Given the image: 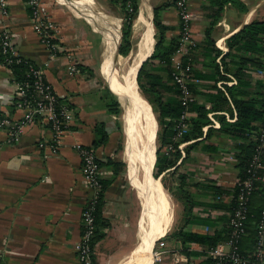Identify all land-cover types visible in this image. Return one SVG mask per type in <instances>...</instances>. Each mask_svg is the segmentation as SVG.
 <instances>
[{"label": "crops", "instance_id": "1", "mask_svg": "<svg viewBox=\"0 0 264 264\" xmlns=\"http://www.w3.org/2000/svg\"><path fill=\"white\" fill-rule=\"evenodd\" d=\"M81 1L86 6L77 9L80 6L75 5L74 0H44V6L59 26L58 41L63 49L57 56L52 55L34 29L28 0H6V5L0 8V32L3 29L11 32L18 53L44 69L46 79L74 114L56 152L52 151L50 145L53 131L49 122L43 118L25 124L16 141H9L8 128L0 127V264H80L76 244L82 233V211L87 200L88 186L78 144L91 146L96 151L101 162L102 179L111 180L104 191L102 214L106 225L101 227L104 236L95 244L94 255L104 251L103 239L109 229L117 237L124 230H135L137 204L141 199L133 177L137 182L138 179L129 166V160L124 165L126 170L122 168L125 162L120 149L123 132L120 115L122 101L115 91L114 78L106 67L107 46L113 44L116 50L119 35L118 53L110 52L117 57L122 54L119 46L123 24L119 17L98 7L100 0ZM109 1L114 9L121 2ZM175 1L140 0L137 13L140 15L141 12L142 30L134 41L132 27L130 36L132 48L129 53L134 48L138 49L140 43L141 66L146 61L145 70L159 75L158 79L163 83L159 88L166 101L180 100V93L166 62L159 57H151L157 42L154 18L155 8L158 7L160 20L168 26L165 32L167 39L179 40L180 18ZM240 2L242 5L233 1L224 2L219 8L213 0H190L193 30L198 44L193 52L194 77L191 88L195 100L192 103L205 105L211 122L202 126V135L183 138L191 128V120L198 115L191 104L189 127L181 136L176 137V121L172 140L163 144L164 153L180 154L177 162L162 173H173L178 177L176 206L177 214L182 215V222L175 225L174 230L168 228L165 235L157 238V264H211L207 244L187 242L183 245L178 236V231L183 228L207 235L222 231L225 238L219 242L228 238V220L233 210L236 182L241 171L239 148L255 138L254 133L235 135L227 128L223 130L218 114L226 122H234L238 117L228 87H231L235 97L244 99L260 96L264 90L260 83L264 76L256 73L258 68L252 62L246 65L241 79L232 71L238 61L236 54H250L249 50L237 51L233 48L231 54H227L230 50L227 38L251 21L264 19V0ZM147 5L152 13L150 21L153 24V37L148 25ZM119 7L123 14L121 3ZM110 16L119 19L117 25ZM89 18L99 20V25ZM110 28L113 30L110 31ZM1 56L0 51V113L20 119L23 110L15 103L18 98L16 82L19 80L16 79L13 67L7 66ZM72 64L76 66L74 70ZM219 95L223 98L227 96L228 103L226 100L219 103ZM115 99L120 102L119 112H114L110 106V102ZM214 104L221 107L214 109ZM166 118L171 119L170 116ZM210 126L213 128L210 136L205 137ZM102 130L107 134L104 141H101L104 135ZM124 131L126 133V127ZM168 143L175 147L169 153L166 152ZM110 159L116 163L110 162ZM260 197L255 196L257 204H262ZM135 206L136 214L133 211ZM140 217L141 213L138 225ZM127 245L124 249H127ZM141 249L142 246L128 259L141 254ZM152 254L155 262L154 249Z\"/></svg>", "mask_w": 264, "mask_h": 264}, {"label": "built area", "instance_id": "2", "mask_svg": "<svg viewBox=\"0 0 264 264\" xmlns=\"http://www.w3.org/2000/svg\"><path fill=\"white\" fill-rule=\"evenodd\" d=\"M28 2L32 9L34 29L39 34L41 41L51 50L52 55L57 56L63 49L58 41L59 26L57 21L44 6V0H28ZM5 5L6 0H0V8ZM175 6L180 18V36L171 61L172 77L178 85L183 105L176 126V137H179L190 125L189 105L195 100L191 88V81L194 77L193 52L198 44L193 30V11L190 0H176ZM0 49L7 66L15 60H25L28 64L25 77L16 82L18 98L15 103L19 109L23 110V117L13 119L8 114L0 113V127L8 128L9 141H16L25 124L31 123L37 118H43L49 122L53 131V141L50 145L52 151L56 152L73 120L72 108L63 101L54 86L46 79L44 69L18 53L12 34L7 29L0 32ZM71 67L72 70L76 68L73 64ZM256 73L264 76V69L258 68ZM253 133L255 148L248 161L246 177L238 178L236 182L239 189L235 198V206L228 220L229 236L225 241L218 242L208 250L209 255L215 259L214 264H248L251 260L249 254L240 251L237 242L246 232L244 220L248 214L252 193L260 184L264 189V119ZM174 148V144L168 143L166 152L169 153ZM78 150L82 159L88 194L82 211V233L76 244V250L80 264H93L95 249L93 238L97 230L96 206L102 190V173L97 153L91 146L78 144ZM257 229L258 242L255 254L259 259L258 264H264V193L261 218L257 222Z\"/></svg>", "mask_w": 264, "mask_h": 264}, {"label": "trees", "instance_id": "3", "mask_svg": "<svg viewBox=\"0 0 264 264\" xmlns=\"http://www.w3.org/2000/svg\"><path fill=\"white\" fill-rule=\"evenodd\" d=\"M215 4L219 5V8L222 7L224 2L233 1L237 4L242 5L240 0H213ZM139 2L140 0H121V5L124 11V25L122 27V37L119 46V51L122 54H128L130 49L132 48V41L130 39L131 36V28L133 24V16L139 10ZM132 7V9H130ZM154 23L157 28L156 32V45L155 49L151 55V57H159L161 61L166 62V66L168 70L172 71V61L171 56L176 49L178 44V39H167L166 37V29L168 26L162 23L158 15V7L155 8V18ZM227 42L230 50L227 54H231V49L236 48V50L247 49L251 53L250 54H242L238 53V61H236V67L232 70L234 71L236 76L241 77L245 74L246 65L248 62H252L255 64L256 68L264 69V19L261 20H253L250 23L246 24L242 29L231 35L227 38ZM1 51V49H0ZM2 52V51H1ZM258 52V54H255ZM2 60L4 62V57L2 54ZM145 63L143 62L139 73H138V83L141 89V92L146 96L151 104L153 105L154 110L158 113L159 122L161 125V130L158 134L159 144L157 148V159H156V167L158 171L155 172L156 177L169 167L173 166L180 155L178 152H173L172 154H166L163 152L162 147L165 141H171L172 136L175 133V123L180 117L183 105L181 100H164L161 90L159 88L160 84L162 85L161 79H158L159 75L155 72H149L145 70ZM10 67H13V70L16 75L17 80H22L25 77L28 64L25 60L13 61L9 64ZM226 67V66H225ZM223 76V75H222ZM143 77L145 79L143 80ZM226 77V76H224ZM260 82V81H259ZM261 83V86L264 88V80ZM230 94L234 100V103L237 107L238 117L234 122H226V119L218 114L222 122L223 130L226 128L235 135H245L251 134L259 127V123L264 119V90L261 92L262 94L257 97H252L250 99L237 98L233 95V91H231V87H228ZM217 100L225 101L228 103V97L222 95L217 98ZM193 104V103H191ZM111 109L114 112L120 111V102L118 100H113L110 102ZM191 106V105H190ZM221 107L219 104H214V109H219ZM192 108L198 111V115L196 118L191 120L192 125L190 130L185 133V139H189L190 137H198L203 134L202 126L206 123L211 122V119L208 117V108H206L203 104H193ZM166 116H170L171 119H167ZM173 118V119H172ZM174 126V127H173ZM213 128L210 126L206 132V136H210V131ZM104 135L101 141L106 140L107 134L104 130H102ZM244 145V144H242ZM240 146L238 157L240 158V166L241 171L238 178H244L247 174V166L250 156L252 155L255 148V139L250 141L246 146ZM216 148V146H213ZM110 162L116 163L115 161L110 159ZM101 163V162H100ZM117 169V168H116ZM110 179H102V190L100 191V196L98 198L97 206H96V222H97V230L95 232L93 243L94 245L104 236V232L101 230V227L106 225V220L102 214L103 203H104V191L106 187L110 183ZM238 185L236 184V196L238 193ZM263 193L264 189L262 185L252 193L250 198V205L247 217L244 220L246 232L241 236L238 240L237 244L239 249L244 254H249L251 260L248 264H258L259 259L255 254L257 242H258V229L257 222L261 218V209L262 204H257L255 201V196L261 195L263 201ZM235 196V198H236ZM260 197V200H261ZM235 206V199L233 202V208ZM226 230V229H225ZM229 230V226H228ZM224 231V230H223ZM178 236L183 245L187 242H198L201 244H207L208 248L216 245L221 239L225 238V235L222 234V231H217L213 235L202 234L194 230H185L184 228L178 231ZM229 236V234H228ZM186 250V248H185ZM188 252V250H186ZM94 264H97V260L95 255L93 254ZM209 261L211 264H214L215 259L210 256Z\"/></svg>", "mask_w": 264, "mask_h": 264}, {"label": "bare ground", "instance_id": "4", "mask_svg": "<svg viewBox=\"0 0 264 264\" xmlns=\"http://www.w3.org/2000/svg\"><path fill=\"white\" fill-rule=\"evenodd\" d=\"M148 11V25L149 29H152L150 30V35L153 37V24L150 21V15L152 13L149 6ZM112 18L115 19V24L117 25L118 18ZM113 28H110V31ZM107 47V70L115 77L114 79L117 82L119 90L128 98L129 115H127V121L130 126V133L135 142V152L133 158H131L130 165L138 179V191L142 203L143 245H141V254L130 262V264H153L154 255L152 252L154 244L158 237L165 235L167 232L168 222H170L174 215V206L161 180L154 177L152 173L155 155L146 145V134L152 123V113L145 105L146 103H144L136 80L138 68L141 63L139 62L137 64L134 72L131 74L129 73V65L127 68H124V61H121V69L118 71L108 60L110 51H117L114 49L113 44ZM140 47L141 45L139 43L138 49Z\"/></svg>", "mask_w": 264, "mask_h": 264}, {"label": "rangeland", "instance_id": "5", "mask_svg": "<svg viewBox=\"0 0 264 264\" xmlns=\"http://www.w3.org/2000/svg\"><path fill=\"white\" fill-rule=\"evenodd\" d=\"M71 1H73V0H71ZM74 1L76 2V4H78V6H80V7H77V9L78 8L80 9L83 6H86V3L84 4V2L81 0H74ZM89 1L92 2V0H89ZM151 1L153 2V0H151ZM119 5H120V3H119ZM119 5H118L117 9H114L115 8L114 5L109 0H100V2H98L99 8L103 9L104 11H106L110 14H113V15H116L117 17H119L120 22L122 21V24L124 25V19H125L124 12L122 14V9H121V7H119ZM138 15H139V13H135V15L133 16L132 27L134 28V33H133L134 34V37H133L134 41L136 39H138V37L140 36L141 30H142L141 26L143 24L141 12H140V15L139 16ZM136 17H138L137 20H136ZM89 19H92L94 22H96L99 25V20H97L96 18H89ZM108 20H109L108 22L110 23V19H108ZM114 21H115V19H114ZM119 28H120V33H121V27H119ZM131 31H132V28H131ZM103 34L105 37V45H107V38H106L104 31H103ZM116 35L117 34H115V37H116ZM119 39H120V35L118 38V42H119ZM118 42L116 43V51H117ZM140 56H141L140 50L137 48H134V50H132V52H130L128 55L118 54V57L115 54H113L112 52H110V54L108 55V60L111 63V65L118 71L121 69V61H124V64H125L124 68H127L129 65V73L132 74L134 72L137 64L141 61ZM112 77L115 78L114 76H112ZM144 79H145V77H143V80ZM137 83H138V81H137ZM113 85L115 87V91L119 94L120 99L122 101L121 102V111H120L121 114L120 115H121V120L123 123V132H122V138H121L123 142L121 141V143H120L121 144L120 149L122 152V156L125 160L122 168H123V170L124 169L126 170V167L124 165H127L128 160H129V166H130L131 158H133L134 152H135V142H134V139L130 133V130H129L130 126L128 125V121H127V119H128L127 115H129L128 98L124 93H122L119 90V87H118L115 79L113 81ZM138 87H139L141 96L144 100V103H146L145 105L147 106V108L152 113L153 122L151 123L149 131L146 134V136H147L146 145L149 148V150H151V152L155 155V159H154V161H155L156 160V154H157V146H158V134L161 130V128H160L161 125H160L159 117H158L159 115L156 112V110H154L153 105L151 104L149 99L146 96H144V94L141 92L139 84H138ZM130 125H131V123H130ZM132 126H133V124H132ZM125 127H126V133L124 131ZM126 135H127V148H126ZM153 141H154V143H153ZM132 148H133V151H132ZM155 163H156V161L154 162V166H153L152 171L154 172V176L156 177L155 172L158 171V168L156 167ZM132 176H133V173H132ZM159 177H160V179H162L161 181L163 182L166 190L169 192L172 204L174 206L173 220H171L169 222V225H168L169 230H170V228H171V230H174V228H175L174 226L177 224L179 225L182 222V220H181L182 215L177 214V206H176V202L178 199L177 198L178 193L176 192L175 188L177 187L176 181H178V177L175 176V174H173V173H168L166 175H165V173H161L159 175ZM159 177H157V178H159ZM133 179L137 183V190H138V182L134 177H133ZM139 204H141V201L140 202L138 201V204H137V214H136V206L133 209L134 214L137 215V217H135V221L137 222V226H136V222H135V226H134L135 230L134 231L124 230L120 234V237H117L113 234V231L109 229L107 231L108 232L107 235L103 239L104 246H105L104 251L101 252L100 255H98V254H97V256L95 255L96 260H97V264H130V262H132L134 259L137 258V256L139 254L135 255L131 259H128L129 257L133 256L136 252H138L141 248V245H142L143 223H142V212H140L141 206ZM138 205H139V207H138ZM140 213H141L140 224L138 225V221H139L138 219H139ZM156 242L154 244V254H155L154 264H157V262H158L157 252L159 249V243H158V241H156ZM126 244H128L127 249H124V248H126V246H125ZM126 252H129V253L124 255ZM98 256H100V257H98ZM93 264H94V258H93Z\"/></svg>", "mask_w": 264, "mask_h": 264}, {"label": "water", "instance_id": "6", "mask_svg": "<svg viewBox=\"0 0 264 264\" xmlns=\"http://www.w3.org/2000/svg\"><path fill=\"white\" fill-rule=\"evenodd\" d=\"M141 63H142V61H141ZM140 67H141V64H140V66H139V68H138V72H139V70H140ZM137 75H138V73H137Z\"/></svg>", "mask_w": 264, "mask_h": 264}]
</instances>
